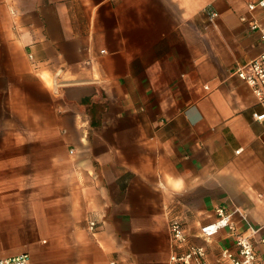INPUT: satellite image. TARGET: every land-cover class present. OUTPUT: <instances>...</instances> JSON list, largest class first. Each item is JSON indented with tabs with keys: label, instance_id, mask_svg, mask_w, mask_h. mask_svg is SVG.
<instances>
[{
	"label": "crops",
	"instance_id": "obj_1",
	"mask_svg": "<svg viewBox=\"0 0 264 264\" xmlns=\"http://www.w3.org/2000/svg\"><path fill=\"white\" fill-rule=\"evenodd\" d=\"M257 1L0 0V259L169 264L179 218L230 264L199 237L223 207L264 264Z\"/></svg>",
	"mask_w": 264,
	"mask_h": 264
},
{
	"label": "built area",
	"instance_id": "obj_2",
	"mask_svg": "<svg viewBox=\"0 0 264 264\" xmlns=\"http://www.w3.org/2000/svg\"><path fill=\"white\" fill-rule=\"evenodd\" d=\"M249 10L252 12L264 10V0L250 3ZM206 13L211 19H215L218 15L211 9H207ZM243 21H246V18H243ZM249 25L253 30H259L262 39H264V27H261L255 20L249 21ZM30 58L33 59V56L31 55ZM232 76L246 83L252 89L258 102L264 104V53L251 61L237 63ZM253 116L257 121H264V113H255ZM216 214L217 218L214 222L201 226L199 237L209 243L223 229H227L232 234L237 249H223L220 254L221 261L230 264H263L252 235L246 236L239 231L237 224L233 220L232 213L220 207L216 210ZM96 229L97 222L90 221L89 230L95 232ZM169 231L173 247L169 264H210L207 247L190 242L188 234L185 231V224L181 219H172L169 224ZM29 262L30 256L28 254L0 259V264H29Z\"/></svg>",
	"mask_w": 264,
	"mask_h": 264
}]
</instances>
